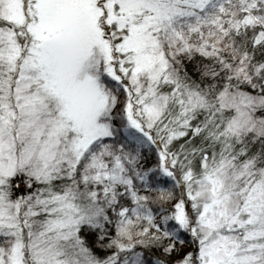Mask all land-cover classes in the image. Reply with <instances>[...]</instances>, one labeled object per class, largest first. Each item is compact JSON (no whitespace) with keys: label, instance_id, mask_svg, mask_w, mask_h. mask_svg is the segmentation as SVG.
Listing matches in <instances>:
<instances>
[{"label":"snow or ice","instance_id":"snow-or-ice-1","mask_svg":"<svg viewBox=\"0 0 264 264\" xmlns=\"http://www.w3.org/2000/svg\"><path fill=\"white\" fill-rule=\"evenodd\" d=\"M0 264H264V0H0Z\"/></svg>","mask_w":264,"mask_h":264}]
</instances>
